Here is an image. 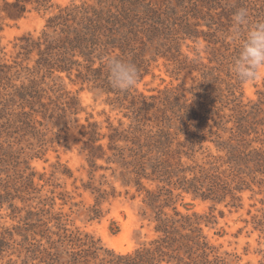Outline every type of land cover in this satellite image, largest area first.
<instances>
[{"label":"trees","instance_id":"16d2710c","mask_svg":"<svg viewBox=\"0 0 264 264\" xmlns=\"http://www.w3.org/2000/svg\"><path fill=\"white\" fill-rule=\"evenodd\" d=\"M31 1L6 3V11L20 17ZM33 2L43 11L52 7L50 0ZM210 2L88 0L71 3L57 6V13L47 19L45 28L51 33L43 31L37 38L28 35L20 39L24 54L37 51L38 67L68 73L74 67H82L83 70L76 69L78 79L114 94V102L137 117L128 129L111 126L108 149L132 167L128 175H133L131 182L141 196L140 219L146 222L151 236L131 252L117 253L105 248L93 236L61 228L57 240L47 238L46 247L33 244L25 248L26 255L19 264H228L204 231L214 223V216L184 214L175 205L186 194L193 199L238 209L242 206V192L252 184L264 189V179L258 178L264 175V129H261L264 127V90L257 93L256 102L243 104L241 95H237L240 83L232 82L229 74L226 79L220 77L226 57L219 50L212 54L213 59L222 60L216 67L204 66L181 54L180 46L186 39L208 36L192 20L200 18L197 16ZM260 13L264 15L263 11ZM207 28L210 27L207 25ZM148 52L172 63L173 72L187 68L199 72L200 83L189 91L192 100L197 98L196 105L188 106L180 89L147 97L137 95L136 90L121 92L111 88L98 61L99 55L118 54L130 59L139 67L141 81L149 70ZM6 69L0 66V88L1 81L8 79ZM31 83L35 93L36 84ZM227 123L232 126L227 128ZM86 129L89 154L94 157L103 146L97 145L96 125L88 124ZM252 134L255 136L249 139ZM121 142L125 147L119 145ZM205 142H211L217 153L204 147ZM253 142H259L260 147H253ZM142 180L156 185L149 188ZM11 249L9 239L0 236V260ZM17 260L10 258L6 264H18Z\"/></svg>","mask_w":264,"mask_h":264},{"label":"rangeland","instance_id":"374dc122","mask_svg":"<svg viewBox=\"0 0 264 264\" xmlns=\"http://www.w3.org/2000/svg\"><path fill=\"white\" fill-rule=\"evenodd\" d=\"M14 1L0 0V66L7 67L8 78L1 81L0 88V236L7 237L12 245L0 264L10 258L17 260L18 255L19 264L26 255L25 248L33 244L46 247L47 238L57 240L61 228L93 236L117 253L131 252L151 234L140 219L141 196L131 182L133 175H128L132 167L108 149V135L111 126L128 129L137 117L114 102V94L78 79L76 69L82 67H74L70 73L40 68L37 51L27 55L20 48L22 37L51 33L45 25L57 13V6L88 0H50L52 7L47 11L38 9L32 0L20 17L6 11V3ZM209 5L202 8L197 16L200 18L192 20L208 36L186 39L181 43V54L204 66L216 67L222 60L213 59L212 54L219 50L226 57L220 77L226 79L229 74L236 83L230 64L238 48L225 34L239 8L248 9L252 22L264 21L260 13L264 12V0H211ZM146 59L150 60L149 70L134 89L137 95L148 97L180 89L187 105H196L197 98L193 101L189 91L200 83L199 72L188 68L173 72L172 63L150 52ZM31 82L36 84L35 93ZM263 90L264 83H257L251 90L240 84L237 95L247 104L256 102L257 93ZM88 124L96 125L97 145L103 146L94 157L89 154L88 135L84 134ZM231 126L226 124L227 128ZM119 145L125 147L122 142ZM203 146L217 153L211 142ZM253 147H260L259 142H253ZM258 178L264 179V175ZM142 182L149 188L156 185ZM241 197L238 209L186 194L175 205L184 214L214 216V223L204 231L228 264H264V189L252 184Z\"/></svg>","mask_w":264,"mask_h":264},{"label":"clouds","instance_id":"9594fccd","mask_svg":"<svg viewBox=\"0 0 264 264\" xmlns=\"http://www.w3.org/2000/svg\"><path fill=\"white\" fill-rule=\"evenodd\" d=\"M225 35L238 48L230 64V71L238 83L249 90L257 83H264V21L252 22L248 9L239 8ZM98 61L112 89L127 92L139 85L140 69L130 59L104 53L98 56Z\"/></svg>","mask_w":264,"mask_h":264}]
</instances>
